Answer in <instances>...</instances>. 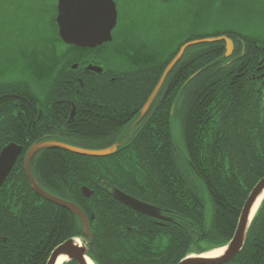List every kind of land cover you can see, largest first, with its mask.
<instances>
[{
	"label": "trees",
	"instance_id": "1",
	"mask_svg": "<svg viewBox=\"0 0 264 264\" xmlns=\"http://www.w3.org/2000/svg\"><path fill=\"white\" fill-rule=\"evenodd\" d=\"M57 4V0L49 4L41 0L40 7L32 11L35 14L30 15L26 3V12L33 24L50 29L52 36L47 40L66 46L58 35ZM19 6L22 11L24 5ZM36 13L44 20H38ZM235 13L239 17L240 12ZM160 25L162 59L156 60L161 61L160 66L150 70L132 67L126 74L107 68L106 75L84 76L81 88L69 65L77 61V54L91 51L67 46V72L58 70L49 81L51 101L59 98L57 86H66L69 108L65 124L70 140L64 143L90 150L119 144L117 153L105 158L60 153L64 158L56 156L47 168L55 184L50 186L65 188L63 197L67 198L76 183H113L126 194L156 205L172 219L159 225L122 204L130 216H110L108 204L101 200L110 196L101 187L93 188L96 193L91 200L82 198L80 187L76 188L86 203L81 204L83 210L95 217L91 221L92 241L87 245L95 264H179L190 255L225 247L235 235L250 194L264 178V102L248 79L259 67L261 54L256 48H264V37L226 30L209 32L207 28L201 32V25L188 26L178 36L175 25ZM229 33L243 40L235 55L226 57L224 41L189 48L168 76L149 114L135 125L166 68L185 44ZM177 37L183 41H176ZM53 50L56 52V47ZM111 50L105 45L98 51ZM121 76L123 80L118 79ZM31 83L34 81L22 78L15 83L1 81L0 93ZM84 93L90 113L69 125L70 105ZM10 110L3 109L1 114L10 115ZM112 133L113 140H98L100 135ZM58 210L67 216H29L26 222H22L23 216H0V264H47L58 246L82 238L79 219ZM233 264H264V200Z\"/></svg>",
	"mask_w": 264,
	"mask_h": 264
},
{
	"label": "flooded vegetation",
	"instance_id": "2",
	"mask_svg": "<svg viewBox=\"0 0 264 264\" xmlns=\"http://www.w3.org/2000/svg\"><path fill=\"white\" fill-rule=\"evenodd\" d=\"M151 16L153 17L158 15L151 13ZM118 24H119V18H118ZM117 27L113 32V41L109 44H106V46H109L112 49L111 53L109 52L101 53L100 51H98L99 49L103 48V46L94 50H90L91 53L81 52L77 54L78 55L77 61L69 65L72 72L75 73V75L71 73L72 76L77 77V80L79 81L81 88L85 86L84 83L82 82L84 76L106 75L105 71H107V68L108 70L117 69L116 71H121L126 74L129 73L132 67L135 68L140 66L143 69L150 70L151 68H153V66L158 67L161 65L160 60L156 61L159 58L162 59L161 46H160L161 36H159V30H157L156 36L152 37L149 36L150 32L145 29L144 35L143 36L141 35L142 37H140L139 39L134 38L130 35L129 39L127 40V38L123 39L122 35L118 34L117 36H115V33L117 32ZM224 36H227L229 39L233 41L234 52L232 56L235 55L239 50L240 43L243 42V40L239 36L232 35L230 33L225 34ZM112 44L114 45V47L111 46ZM257 47H261V46L258 45ZM245 49L246 47L244 46L243 47L244 54L242 52L243 56L245 55ZM256 50L259 51L261 54V61L257 70L253 72L251 74V77H249L248 79L251 83L250 85L252 86L253 90H256L258 97L260 96L262 98V101L264 102V48L262 49L256 48ZM107 51L108 50L105 49V52ZM48 60H49L48 62L49 64L47 63L48 64L47 68L50 66L49 68L50 79L53 78L52 74L54 75V73H56L58 70L59 71L66 70L65 72H67V63L64 56H62V58L61 56H59L57 59L49 58ZM90 67H96L101 69V73L90 71L89 69ZM237 77L242 78V73H238ZM118 79L123 80L124 76H121ZM15 80L17 79H12V80L1 79L0 83L1 81H8L11 83H15ZM112 80L115 81L116 78H113ZM17 87L18 86L12 87L13 90L12 89L2 90V92L0 93V157L4 148H6L11 144H14L17 147L21 148L20 154L17 157L15 164L13 165L11 171L6 176L4 182L0 187V216H23L22 222H26L25 220H28L29 216H58V215L67 216L65 213H60L58 208L64 209L68 211L72 216H75L69 210L45 199L40 193H38L32 187L25 168L27 154L30 151V149L36 144L50 141V142L63 143L76 148H81L63 142V140H70V136L67 134V127H66L67 125L65 124L66 113H67V109L69 108L65 94L66 86H62V85L57 86V88H59V98L57 97V99L54 101L50 100V90H52V86H50L49 81L46 84H42V85L41 84L36 85L31 83V84H23L19 86V88ZM77 92L79 93L80 91ZM80 95H81V99L77 100V103L70 102L71 110L69 113V120H68L69 125L74 123L76 119H78V117L80 118L83 117L84 115H88L86 113H90L91 109L85 99V93ZM42 107H45L46 111L45 110L43 111ZM51 107L53 108V110H51ZM3 109H11L10 115L8 113L4 115L6 118H4V116L1 114V111ZM50 110L52 112H50ZM179 111L180 108L179 106H177L176 113H179ZM73 113H74V117L72 118ZM141 120L139 115V118L136 120L135 125L141 122ZM117 121H120V118H117ZM99 139L103 141L113 140L114 135L113 133L110 136L100 135L98 137V140ZM76 140H78V137H76ZM5 141H9L8 144H5ZM114 145L117 144L115 143ZM2 146L3 148H1ZM118 148H119V144H118ZM81 149H85V148H81ZM85 150H90V149H85ZM92 151H101V150H92ZM62 152H68V151H64L61 149H42L38 153H36V155L31 160L30 167H31L32 175L37 185L40 187V189L43 192L57 199L72 203L78 206L82 211H84L81 206V204L84 203L83 199H81V197L77 195L78 192L76 188L80 187V195L82 196V198H84L85 200H91L96 193L93 188L99 186L102 188L103 193L110 196L109 198L101 199L103 202H106L108 204V209L110 210V214H109L110 216H130L127 212H125V210L120 206V204H122V206H125L130 210L132 209L126 206L125 204L121 203L118 199H116L112 195V193L116 189L123 192L121 188L118 187L116 184L105 183V182L99 183L98 181H94V182L90 181V185L89 184L82 185V183H76L71 186L72 189L68 192L67 198L63 197V195H66L67 193L65 188L62 190H58L54 187H51L50 185H55V184L51 183L49 176L47 175V168L51 165V163H53L51 162V160H54L53 158H55L56 156L59 159L64 158L60 154ZM21 165H22V170H21ZM84 189L88 190L87 193L90 194L89 198H87L84 195ZM142 202L156 208L160 213V216L167 217V215H165L156 205H153L152 203L147 202L145 200H142ZM51 205H54L55 207H52ZM84 213L86 214L85 211ZM138 214L141 216L150 217L149 215H145L141 213ZM86 215L94 216L88 214ZM150 218L157 220L155 222H157V224L159 225H163L162 222L165 223L172 222L171 218H170L171 221H164L153 217ZM89 220H90V228H91L92 217L91 219L89 218ZM74 239H80L83 242L87 241V238L84 235V233L82 238H74ZM233 261L230 262L229 264H233Z\"/></svg>",
	"mask_w": 264,
	"mask_h": 264
},
{
	"label": "rangeland",
	"instance_id": "3",
	"mask_svg": "<svg viewBox=\"0 0 264 264\" xmlns=\"http://www.w3.org/2000/svg\"><path fill=\"white\" fill-rule=\"evenodd\" d=\"M40 1L0 0V80L22 78L28 81L33 80V84L36 85L46 84L50 81L48 59L66 57L67 46L47 40V37L52 36L50 29L38 27V24H33L34 19L27 16L26 3L30 5V15H33L35 12L32 11L40 7ZM114 1L119 13V24L115 36L119 34L127 40L130 35L137 39L142 37L146 27L149 28V36L152 37L156 36L157 30L160 29L159 36L162 39L160 24L175 25L178 36H181L180 31L188 26L201 25L205 27L200 26V29L207 28L209 32L226 30L264 37V0ZM46 2L49 4L51 0ZM22 4L24 7L21 11L19 5ZM236 10L240 12L239 17L235 15ZM151 13L158 16L152 17ZM35 17L38 20H44L41 13H36ZM153 19H157V22L152 24L150 21ZM202 31L206 30L202 29ZM178 38L176 41H183ZM53 46L56 47V52L52 51ZM176 139L179 143L180 137L177 134ZM207 217L210 218V216Z\"/></svg>",
	"mask_w": 264,
	"mask_h": 264
},
{
	"label": "water",
	"instance_id": "4",
	"mask_svg": "<svg viewBox=\"0 0 264 264\" xmlns=\"http://www.w3.org/2000/svg\"><path fill=\"white\" fill-rule=\"evenodd\" d=\"M57 17L56 23L58 26V35L60 40L66 46H73L81 49L94 50L100 48L106 44H109L113 41V32L118 25V8L114 0H57ZM69 16L73 19H96L100 21L95 26L90 28H82L79 26H74L69 28L68 20ZM224 41L226 43V57H231L234 52V43L227 36H222L218 38H208L203 40L192 41L185 44L177 54V56L172 60L168 65L165 72L163 73L158 85L154 89L147 103L140 113V120L143 119L151 110L153 104L155 103L157 97L159 96L168 76L181 61L186 51L196 45L206 44V43H217ZM244 54V52H243ZM90 71L101 73V69L96 67H90ZM74 113L72 114V118ZM42 149H61L68 151L70 153L92 157V158H105L112 156L118 151V144L113 147L101 151H92L85 150L81 148L72 147L59 142H43L40 144L34 145L27 154L26 157V173L30 179L32 187L40 193L45 199L69 210L73 213L82 223L84 229V235L87 238L86 242H82L79 239H71L64 244L58 246L52 253L47 264H58V261L61 257L68 258L67 262L75 261L77 264H88L89 258V249L87 247L88 243L92 240L90 220L88 216L82 211L78 206L57 199L51 195L43 192L40 187L37 185L32 172H31V160L33 157ZM21 151L20 147H17L14 144H11L4 148L1 157H0V187L4 182L6 176L11 171L13 165L15 164L17 157ZM87 189H84V195L89 198L90 194L87 193ZM112 195L118 199L121 203L125 204L132 210L149 215L150 217L171 221L170 218L165 216H160L158 210L138 199L133 198L130 195H127L120 190H115ZM264 195V178L257 184L252 193L250 194L243 211L241 213L238 227L235 232L233 239L223 248H219L223 251V254L217 258H208L204 257L206 254H209L213 251L200 254V255H190L179 264H229L232 262L243 250L248 231L253 222V219L250 220L253 209L259 200V198ZM264 200V198H263ZM263 202V201H262ZM262 204V203H261ZM261 206V205H260ZM259 206V208H260ZM258 208V210H259ZM257 210V212H258ZM255 213L254 217L256 216ZM94 220V216H92ZM92 261V260H91ZM93 262V261H92ZM94 263V262H93ZM95 264V263H94Z\"/></svg>",
	"mask_w": 264,
	"mask_h": 264
},
{
	"label": "bare ground",
	"instance_id": "5",
	"mask_svg": "<svg viewBox=\"0 0 264 264\" xmlns=\"http://www.w3.org/2000/svg\"><path fill=\"white\" fill-rule=\"evenodd\" d=\"M263 198H264V195H262V196L259 198V200L257 201V203H256V205H255V207H254V209H253L252 215H251V217H250V220H252V219L254 218V215H255V213L257 212L259 206L261 205V203H262V201H263ZM223 251H224V250H221V249H219V250H215V251H213V252H211V253H209V254H206L204 257H208V258H217V257H219V256H221V255L223 254ZM67 261H68V258H66V257H61L60 260L58 261V264H64V263H66ZM88 264H94V263H93L91 260H88Z\"/></svg>",
	"mask_w": 264,
	"mask_h": 264
},
{
	"label": "snow or ice",
	"instance_id": "6",
	"mask_svg": "<svg viewBox=\"0 0 264 264\" xmlns=\"http://www.w3.org/2000/svg\"><path fill=\"white\" fill-rule=\"evenodd\" d=\"M100 21L96 20V19H73L71 16H69V20H68V26L69 28H72L74 26H79L82 28H90L95 26L97 23H99Z\"/></svg>",
	"mask_w": 264,
	"mask_h": 264
}]
</instances>
